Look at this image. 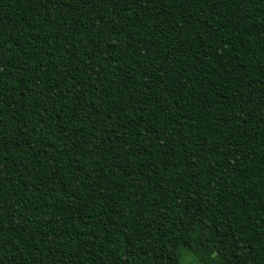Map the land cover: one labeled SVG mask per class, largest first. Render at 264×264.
I'll list each match as a JSON object with an SVG mask.
<instances>
[{"label": "trees", "instance_id": "16d2710c", "mask_svg": "<svg viewBox=\"0 0 264 264\" xmlns=\"http://www.w3.org/2000/svg\"><path fill=\"white\" fill-rule=\"evenodd\" d=\"M0 264H264V0H0Z\"/></svg>", "mask_w": 264, "mask_h": 264}]
</instances>
